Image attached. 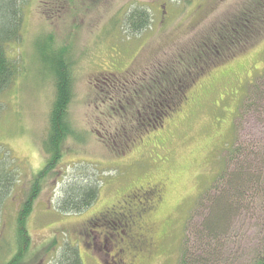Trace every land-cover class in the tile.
I'll return each mask as SVG.
<instances>
[{"label": "rangeland", "instance_id": "obj_1", "mask_svg": "<svg viewBox=\"0 0 264 264\" xmlns=\"http://www.w3.org/2000/svg\"><path fill=\"white\" fill-rule=\"evenodd\" d=\"M254 1L20 0L19 41L4 46L19 74L0 95V147L15 161L17 173L2 208L0 264L14 259L19 264H60L65 247L78 250L83 264H113L104 253V229L89 222L134 185L157 177L171 181L155 219L162 239L152 259L132 264L180 263L189 228L199 218L197 206L226 169L232 145L252 142L264 156V102L262 110L243 115L249 92L264 77V32L246 47L239 46L230 60L225 56L236 49L223 44L224 50L213 57L220 55L223 61L200 77L161 126L144 130L134 144L159 139L130 150L133 137L123 155L118 146L141 112L129 110L128 101L132 91L140 90L137 102H147L151 79L158 78L161 69L187 79L186 68L203 45L220 44L219 32L240 19ZM137 9L149 12L150 21L135 34L127 18ZM57 61L72 66L68 120L75 135L65 141L58 176L44 182L27 217V234L22 235L19 212L50 158L44 147L57 91ZM110 74L119 83L117 90L101 82ZM108 99L113 103L105 105ZM119 101L124 110L133 111V120L126 118ZM75 179L98 181L101 196L81 214L63 215L57 204L66 184ZM263 200L235 219L226 264H248L264 246Z\"/></svg>", "mask_w": 264, "mask_h": 264}, {"label": "trees", "instance_id": "obj_2", "mask_svg": "<svg viewBox=\"0 0 264 264\" xmlns=\"http://www.w3.org/2000/svg\"><path fill=\"white\" fill-rule=\"evenodd\" d=\"M19 2L20 0H0V95L19 74L15 63L7 58L6 47H4L10 41H19L22 27ZM262 16H264V0H255L240 19H235L228 27H224L219 32L217 38L220 44L213 47L209 44L203 45L201 51L195 56L193 64L186 68L187 79H178L173 72L166 69L159 70V77L151 79L150 86L153 90L149 88L146 104H142L143 102L140 104L136 98L129 100L132 102L131 105H136L135 108L139 107L136 110L141 111V117L137 116L135 125L130 128L128 134L125 133L127 140H123L122 146H118L120 152L121 149L122 152H126L124 148L133 137L135 139L132 140L131 146L144 130L161 126L168 115L181 106L186 98V92L198 83L197 81L204 76L205 72L215 69V66L223 61L219 60L220 55L214 60L213 57L219 54V49L224 50L225 43L228 48L236 49L228 55L225 54V58H227L225 60H230L236 57L239 46L246 47L251 39L255 40L258 35H262L264 32ZM127 21L130 30L137 34L148 26L149 12L137 9L128 16ZM55 67L57 91L50 114V133L44 147L45 153L50 158L45 169L40 171L32 181L31 194L19 212V230L22 235L27 234L25 229L27 217L31 214L33 204L44 184L52 176H58L55 174L57 166L65 154V141L69 136L75 135L68 120V107L73 99L72 66L64 61H57ZM154 90L158 92L156 93ZM263 102L264 77L249 92L243 115L246 116L253 109L261 108L262 110ZM130 108L129 110H133ZM125 110L130 116L129 118L126 115V118L133 120V111ZM109 118L108 125H112V118ZM112 127L116 128L117 126ZM119 130V135H121L122 129L117 128L115 131ZM122 139L124 138L122 137ZM232 146L230 161L227 163L226 169L210 193L204 195L197 206L199 218L189 228L190 232L185 238L179 264H226V260L231 259V254H228L227 249L235 219L243 210L253 211V207L259 204V200L264 197V156L261 158L256 153L257 146L252 142L245 144L240 140L239 143ZM14 165L15 161L0 147V222L3 205L10 197L16 183L17 173ZM66 185L63 197L57 204V211L63 215H79L91 208V205L96 203L101 196V184L98 181L75 179ZM62 256L60 264H83L78 250L73 248L71 250V248L65 247ZM8 264H19L18 259H14ZM248 264H264V246L256 249L253 259Z\"/></svg>", "mask_w": 264, "mask_h": 264}, {"label": "flooded vegetation", "instance_id": "obj_3", "mask_svg": "<svg viewBox=\"0 0 264 264\" xmlns=\"http://www.w3.org/2000/svg\"><path fill=\"white\" fill-rule=\"evenodd\" d=\"M110 75L103 77L101 82L110 91L117 90L119 83L117 84L113 81L114 75ZM137 79L139 80V78ZM128 84L129 81H126V85ZM132 92L134 93L132 100H135L140 90ZM138 99H141V96L136 100ZM109 103H113V99L104 101L105 105ZM118 103L120 104H118L119 107L124 110L123 102L119 101ZM142 104H146V102ZM129 106L133 105L130 104ZM132 108L136 110L139 107ZM138 116L141 117V112ZM153 138L159 139L157 136ZM154 139L151 140L154 141ZM149 141H145L143 144H132L130 150L137 146H140L139 148L146 147L147 143H152ZM138 149L136 150L138 151ZM122 154L124 155V152ZM170 185L171 181L169 178H151L142 184L134 185L111 207L94 215L89 225L94 223L97 227H100L102 230L104 229L103 235L105 237L104 243L106 248L104 253L113 264H132V262L141 260L142 258H146V261H148L156 254L159 248L158 241L162 239V235L157 233L155 219L159 213L158 211L165 204L164 202L168 194L167 190ZM128 256L129 258H127Z\"/></svg>", "mask_w": 264, "mask_h": 264}]
</instances>
